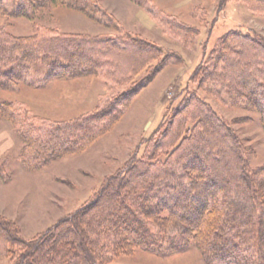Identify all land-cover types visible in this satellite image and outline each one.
Here are the masks:
<instances>
[{
    "label": "trees",
    "instance_id": "1",
    "mask_svg": "<svg viewBox=\"0 0 264 264\" xmlns=\"http://www.w3.org/2000/svg\"><path fill=\"white\" fill-rule=\"evenodd\" d=\"M218 1L220 11L227 0ZM247 2L251 12L264 14V0ZM12 4L13 16L30 21L38 11L59 6L96 22L100 15L104 28L117 27L94 0ZM162 27L187 46L194 34L174 17L162 20ZM180 60L174 52L127 34L90 36L36 25L31 35L18 37L0 29V89L9 90L15 78H27L36 65L45 72L44 84L95 77L126 87L100 108L67 121L30 116L0 101V120L15 127L23 143V167L34 172L82 153L114 127L122 110L164 67ZM190 81L196 91L220 101L224 96L231 106L264 115V39L254 32L222 33ZM141 144L142 154L137 150L123 169L107 178L91 202L37 240L18 244L15 264H113L137 252H178L187 243L196 246L206 264H264V169L249 170L235 133L195 92L186 93L163 126ZM200 156L211 163L209 168H202ZM220 187L225 191H217ZM197 198L200 205L194 204ZM12 235L13 229L0 222V242H15Z\"/></svg>",
    "mask_w": 264,
    "mask_h": 264
},
{
    "label": "rangeland",
    "instance_id": "2",
    "mask_svg": "<svg viewBox=\"0 0 264 264\" xmlns=\"http://www.w3.org/2000/svg\"><path fill=\"white\" fill-rule=\"evenodd\" d=\"M94 2L101 13L114 20L116 31L104 28L105 22L100 15L96 22L77 10L59 6L38 11L31 21L15 17L12 15V0H1L0 29L18 37L31 35L36 25L90 36L127 34L174 52L181 58L180 64L164 67L126 109H121L123 113H120L114 127L82 153L54 160L34 172L27 171L21 163L23 143L16 128L0 120V222L13 229L12 239L15 241L0 242V264H15L21 250L18 244L37 240L58 221L91 202L107 178L123 169L137 150L138 156L142 154L141 142L163 126L186 93L195 92L231 128L243 149V158L250 171L264 169V115L231 106L225 102L224 96L220 101L204 90L196 91V84L190 81L205 51L208 53L222 33L254 32L264 39V14L251 12L247 0H227L220 11L218 0ZM162 15L165 17L162 18ZM167 17H174L194 32L188 46L164 32L162 20ZM118 67L123 69L122 64ZM44 80L45 72L40 65L29 68L27 78H15V86L9 90L0 89V101L12 103L30 116L67 121L90 112L95 106L100 108L107 99L126 88L95 77L54 79L47 84L43 83ZM199 161L202 168H209L211 164L202 156ZM252 176L250 184L255 190L257 178ZM220 188L217 191H225L224 187ZM243 195L246 194L243 192ZM196 200L194 204L200 205L201 201ZM152 228L153 231L156 229ZM185 245L178 252H137L131 257H120L114 263L206 264L193 243ZM224 250L230 251L228 248Z\"/></svg>",
    "mask_w": 264,
    "mask_h": 264
}]
</instances>
